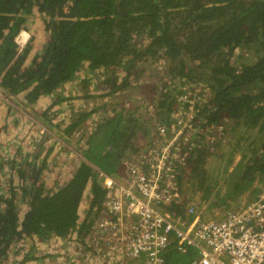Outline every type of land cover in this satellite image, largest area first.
<instances>
[{
	"label": "trees",
	"instance_id": "1",
	"mask_svg": "<svg viewBox=\"0 0 264 264\" xmlns=\"http://www.w3.org/2000/svg\"><path fill=\"white\" fill-rule=\"evenodd\" d=\"M22 29L30 37L19 50L15 36ZM154 57L167 62L170 76L176 79L168 86L170 92L166 83L157 87L144 78L152 68H144L139 76L137 69L132 77V68ZM85 62H89L86 73L75 76ZM104 70L117 85L99 89L98 95L112 104L122 100L128 104L124 95L136 87V97L146 94L158 108L156 120L134 113L136 109L111 106L107 110L112 117L98 110L104 120L86 130L81 124L90 113L77 116L67 109L64 117L54 121L46 110L34 111L32 115L53 133H41L37 124L35 133L44 142L41 149L46 148L43 156H35L42 165L35 170L33 158L23 164L18 155L0 151V264H86L82 249L92 246L88 235L106 189L91 162L102 169L109 165L97 159L107 156V150L101 154L105 141L120 148L112 152L110 165L123 150L132 156L134 149L127 146L135 129L152 144L154 125L172 122L173 110L195 115L196 131L186 146L189 156L178 172V187L191 201L209 203L217 192L212 173L224 162L233 165L237 156L239 171L231 177V195L251 197L263 186L264 0H0V103L10 105L7 99L18 98L28 104L38 96L51 95L56 104V88L71 80L95 86L103 78L105 83ZM185 82L188 87L183 90ZM190 89L201 90L195 102L189 99L185 106L173 108L179 105L181 92L188 95ZM80 90L84 97L92 91L94 98L97 93L95 87H89L90 96ZM105 126L108 132L99 138L96 131ZM1 129L7 132L0 125ZM207 134L214 136L207 139ZM55 137L77 152L84 149L87 159H79L68 177L52 186L35 174L52 164L45 158L54 148L50 144ZM92 138L98 145L91 149ZM69 152L62 154L68 158ZM118 171L115 167L106 172L119 178ZM18 181L28 182V188ZM83 203H88L86 212ZM165 206L156 205L160 211L167 210ZM228 206L229 202L221 207ZM173 209L183 212L180 206ZM193 254L172 247L164 253V264H185Z\"/></svg>",
	"mask_w": 264,
	"mask_h": 264
},
{
	"label": "built area",
	"instance_id": "2",
	"mask_svg": "<svg viewBox=\"0 0 264 264\" xmlns=\"http://www.w3.org/2000/svg\"><path fill=\"white\" fill-rule=\"evenodd\" d=\"M29 36L25 30L15 36L19 50ZM171 118L157 125L151 145L122 158L119 178L96 169L106 187V216H95L104 243L124 256L121 264H164V253L172 247L181 254L194 252L185 264H264V188L258 198L226 211L219 221L201 219L189 205L192 218L185 227L156 207L182 199L178 172L196 131L191 111L173 110Z\"/></svg>",
	"mask_w": 264,
	"mask_h": 264
},
{
	"label": "rangeland",
	"instance_id": "3",
	"mask_svg": "<svg viewBox=\"0 0 264 264\" xmlns=\"http://www.w3.org/2000/svg\"><path fill=\"white\" fill-rule=\"evenodd\" d=\"M22 30H24V29H22ZM25 31L27 32L28 30L25 29ZM139 39L143 40V38H141V37ZM87 66H89V62L88 63L87 62L82 63L81 69L76 73L75 76H82L84 73H86V71H84V69ZM112 67H113V65L110 66L108 69H110ZM168 67H169V64L167 62H165L163 59L154 57V58L146 59L143 62V64L140 66L136 65V67L132 68V70L130 72L132 73V77H136L137 74L135 75V72L137 69H138L137 73L139 76V74H143L142 70L144 68H152L153 71L151 73H149L148 75L144 74L143 75L144 78L151 80L152 83H155L154 86L158 85L157 87H159V84L162 85L163 83H166L165 84L166 90H167V92H170L168 89V86L173 84L174 82H176V79L170 76L171 72H169L170 69ZM89 70L90 69L88 68V71ZM92 70L97 71V69H92ZM102 74L104 76L105 83L103 82V78H101V79L99 78L97 80V84H96L97 86L96 85L91 86L90 84H85L82 80H80V81L79 80H77V81L71 80L69 82L72 84L73 87H76V89H82V91H85L87 95H89V93H88L89 87L91 88V90H92V87H95V89H96L97 93H96V96H94V98H92V97L95 94L92 93V91H91V96L89 95L90 97H84L81 94V96H83L87 102L88 101L90 102L89 99L92 98L94 100L93 104L89 103L86 106H84L83 104L77 105V110H76L77 116L81 115V114L90 113V118L88 120H86L85 122L82 121V124H81V126L84 127V129H86V130L87 129L90 130V129L94 128L96 121L97 122L102 121L101 118L103 116L100 113H98V110L101 111L103 113V115L112 117V115L107 110V108H110L112 106V100L108 99L106 97H103L101 95H98V92L100 93V91H98V90L99 89L101 90L104 88L106 89L107 85L108 86H115V85H117V82L113 79V76H112V80H111V78L109 77L111 74L109 72H107L106 70L102 71ZM105 77H108V78H105ZM157 80H160L161 82H159ZM58 88H57L56 92H53L55 95H59L58 94ZM69 89L70 90H69V92L66 93V95L69 94V96H70L73 93V88H69ZM135 90H136V87L134 88L132 93H126V94H130V98L126 99L127 100L126 102H129L128 104H124V102L122 100L119 104H116V105L117 106H123V107L126 106L127 108L136 109V111L134 113L139 114L140 116L146 118L147 120L151 119V120L155 121L156 117H153V115L158 110V108L156 106L154 107L155 104L153 103L152 100H149L147 98V96L142 95L141 97H136L135 94H137V93H134ZM65 92L66 91L64 90V93ZM79 98L81 100H84L80 96H79ZM124 99H125V95H124ZM149 104H153L152 105L153 107L149 106ZM9 106L14 108V109H17L18 112H17L16 117L18 118V120H20L22 116L25 117L26 123L29 125H33L32 129L35 128V130H36L37 124H40L41 125V127L39 128L40 132L49 130V128L45 124L40 123L41 121L32 115V113L36 110H30L29 107H27V106L32 107L33 105L18 104L16 102H14V100H12V102ZM60 106H61V104H60ZM38 107L40 108L41 106H38ZM134 107H136V108H134ZM9 109L12 111L11 108H9ZM53 109H54L53 115L50 116V117H52L53 120H57L59 117L65 115V113H66V110H60V107L57 105H54ZM50 113H51V111H50ZM91 113H93V114H91ZM104 118L105 117H103V120H104ZM79 120L80 119H77V122ZM32 121H34V123H32ZM157 124H159V123H157ZM107 126H110V125H107ZM156 126L157 125H154V130H155ZM78 128H79V123L76 127V129L78 131L77 134H79ZM98 129L96 131V135H99L100 136L99 138H101V137L103 138L104 134L108 132L107 131L108 127H106V126L102 127L100 132ZM135 132H136V129L133 131L132 136L130 135L131 140L129 141L128 146H127V148L130 151H132L134 149V153H136L141 148H146L147 146L151 145V143L149 141H146V139H144L143 133L140 135V134H136ZM47 133L49 136L53 135L52 131H50V130ZM109 136H110V134H109ZM32 137H33V139L31 138L32 142L34 141L33 144H32V142H31V144H26L24 141H21V143H19L18 141L12 139L13 140L12 141V143H13L12 149L9 147V149H11V153L9 150L7 151V153L12 156L13 154L16 153V149H17V151H20L21 161L22 160L25 161V159L29 160L30 159L29 155H31L32 157H35V154L43 156V154L45 152V151H43V149L45 148V146L43 145L42 149L38 146V145H41V143H42V141H40L41 137H38L36 135V133L32 134ZM96 137L97 136H94V138H96ZM152 137H153V134H152ZM94 138H92L90 141V144H92L91 149L93 148V146H95V148H96V146L98 145V143L96 141H94ZM104 143L106 145H103L101 154L105 153V151L107 150L108 152L105 153V154H107V156H105L106 159L102 158V157L97 158V159L100 160L101 163H106L105 161L107 160V162H109V165H110V162H112V157H113L112 152L113 151L118 152V150L120 148H117L116 146L111 147V143L109 141H105ZM50 145H52L54 148L53 149L51 148L50 151H48L46 158H45L46 159L45 163H47V164L52 163V164L49 166H46V168H44V167L41 168L39 170V172H37V174H35V176H37L39 178H43L45 180V183L52 184V186H53V185H55L56 182L61 183L65 179L64 177H68L69 172L71 170L70 169L71 166L75 165L77 163V161H79V159L82 160V159H87V158L81 152H77V154L75 155L74 151L72 150V145L64 142L59 137H55V139L52 140ZM78 146L79 147L82 146L81 149L84 148L81 141L78 144ZM64 148H66V150H63L62 152L70 150L69 159H67L65 156L62 157V155L58 154L59 153L58 150L61 151ZM40 149L42 150V152H40ZM82 151L84 153H86L84 149ZM127 153H128V150H123L118 161L115 163L121 164V166H122V158L124 156H129V155H127ZM4 158L8 160V156H6ZM74 159H76L75 162H74ZM24 161H23V164L29 162V161L28 162H24ZM41 162L42 161L38 158L31 161V163L33 164L32 166L34 167L35 170H37L36 168H38L39 166L42 165ZM91 164L95 169L98 168V166L95 163L91 162ZM112 167L114 169L116 166L111 163L110 166L103 167V169L108 170ZM39 178H38V180H39ZM223 183L221 184V186L219 188V192L226 187L225 182H223ZM18 184L23 188H28V186H27L28 182H23L21 184L18 181ZM19 192L21 193V191H19ZM19 192H17V193H19ZM214 196L215 197L217 196L219 198V200L221 201L220 196L218 194H214ZM18 198L22 199L21 195H19ZM229 199H230L229 196H226V200H229ZM219 204H221V202H219ZM82 205H83L82 208H84V211L86 212V208L88 206V203H83ZM205 210H206L205 212L208 214V217H213V218L218 219V217L216 216V213L218 211L216 204L210 203ZM92 214L93 213H90V215H92ZM98 215L106 216L105 212H104V204H102L100 206V208L98 209V212L95 214L96 217ZM98 231H99L98 223L95 220V227H93V229H91V233H89V235H88V238L91 240L90 243L92 246L89 249L86 246H84L85 248L82 249V251H84V252H82L84 260H83V257L81 260L86 264H121L124 256L119 254V253L111 252L110 251L111 249L108 248V246L104 243L105 236L103 234L99 235ZM88 254H89V256H88ZM38 256H40V255L38 254ZM31 258H33V257H31ZM33 259L37 260V258H33ZM129 261H131V263L136 262V260H129ZM62 263H65V262L62 260ZM33 264H39V262H34ZM123 264H124V262H123Z\"/></svg>",
	"mask_w": 264,
	"mask_h": 264
},
{
	"label": "crops",
	"instance_id": "4",
	"mask_svg": "<svg viewBox=\"0 0 264 264\" xmlns=\"http://www.w3.org/2000/svg\"><path fill=\"white\" fill-rule=\"evenodd\" d=\"M69 88H73V93H72L70 99H65V98L69 97V94L66 95V93L69 92V90H70ZM64 90L66 91L65 93H64ZM58 94L64 97L61 106H59L60 110H62L64 108V106H66V105L68 106V109L72 110V108H70V105H74L75 107H77V105L83 104L84 106H86L87 104L90 103L89 101L87 102L83 96H81V94H82L81 90L76 89V87H73L72 84L69 82L65 83L64 85H62L61 87L58 88ZM79 96L84 100H81L79 98ZM12 100H14V102H16L18 104L19 103L21 104V102L18 100V98L17 99H15V98L7 99L9 104H11ZM49 101H50V96L41 95V97L39 99L38 106H41L40 108H44L49 103ZM9 108L12 109L10 114L7 113ZM51 109H53L51 104L46 106V108L44 109V110H46V111H44V112H46V115L51 114L50 113ZM17 112H18L17 109H14V108L10 107L9 105L0 103V125L2 128L7 130V132H5V130L2 131V129H1V132H0V151L1 152L7 153V151L9 150L11 153V149L13 146L11 140L15 139L14 137H18L19 143H21V141H24L26 144H31V142H32V139H33L32 134H34L36 130H35V128L32 129V127L26 123L25 117L22 116L21 119L18 120V118L16 117ZM67 113H68V111L66 112V114ZM57 120H54V121H57ZM40 123H43V122L41 121ZM11 136H13V137H11ZM213 136H214L213 134L211 136L210 135L208 136V134H207V139L213 138ZM9 143H11V144L9 145ZM33 143H34V141L32 142V144ZM42 143L44 144V142H42ZM38 146L41 148L40 145H38ZM9 147L11 149H9ZM72 150L74 151V153L76 155L77 149L72 147ZM43 151H46V148H44ZM60 152L58 154L62 155V157H63L64 156L62 154L63 152L62 153H60ZM81 153L85 154L84 152H81ZM15 155H18L20 157V151H17V149H16ZM37 155L38 154H35V156H37ZM29 156L33 159H36V157H32L31 155H29ZM67 159H69V157ZM239 159H240V157H238V156L235 157V160L232 163L233 165L227 164V162H224L221 165V169L216 170V172L212 173L211 179L213 177L216 180V183L212 182V185L213 186L216 185V188H217L216 194H218L220 196L221 201L219 200V198L217 196H216V198L214 196H211L210 202L207 204L204 201L201 202L200 199L197 200V202H194V201H191V199L188 197V195H185L181 192L182 199H180L178 202H172L171 201L170 203H167L165 206V208L169 211L170 217L173 220V222L177 223V225H179L180 227H185V225H186L185 221L186 220L188 221L192 218V215L190 213H188V211H187L189 205H193L195 207V212H197L200 215L201 219H203V220L214 219V220L219 221L224 217V214L226 211L231 210L235 207H239L240 205L241 206L245 205L248 202H251V201L255 200L256 198H258V194L264 188V184H263V186L260 187L259 190L255 191V193L251 197H245V198L242 197L241 198V197H233L234 195L233 196L231 195V192H230V186H231L230 183L232 181L231 177L234 176L239 171L237 168V166H239V164H240ZM75 160L76 159H74V161ZM25 162H28V161L25 159ZM226 164L229 165V167H227ZM113 165H115L116 168H122L121 164H117L114 162ZM108 166L109 165H107L106 167H108ZM105 171H108V170H105ZM227 172H229V173H227ZM223 182H225L226 187L219 192V188ZM206 193L209 194V191L207 192V190H206ZM226 196H229L230 199L226 200ZM219 202H221V204H219ZM228 202H229L230 208L226 209V208L221 207ZM210 203L217 205L218 211L216 213V216L218 217V219L213 218V217H208V214L205 212L206 211L205 209L207 208V206ZM177 206H180L183 208L182 213L179 211L175 212V210L173 208L177 207Z\"/></svg>",
	"mask_w": 264,
	"mask_h": 264
},
{
	"label": "water",
	"instance_id": "5",
	"mask_svg": "<svg viewBox=\"0 0 264 264\" xmlns=\"http://www.w3.org/2000/svg\"><path fill=\"white\" fill-rule=\"evenodd\" d=\"M56 90H57V88L54 90V92H56ZM53 94H54V93H53ZM47 96H48V95H47ZM14 97H15V96H14ZM40 97H41V96H38L34 102L28 103L29 105H33L32 107H31V106H28L30 110H36V111H38V110H44V109L46 108V106H48L49 104H52V103H53V98H52L51 95H50V101H49V103H48L44 108H39V107H38V103H39V99H40ZM57 97L59 98V101H58L56 104H52V105H51L52 107H53L54 105L60 106V104H62V101H63L64 97H63V96H60V95H57ZM70 104H71V103H70ZM70 108H72V112L76 113L77 107H75L74 105H70ZM67 109H68V106L66 105V106H64V108H63L62 110H66V112H67V111H68ZM50 111H51V114L53 115L54 109H51ZM65 115H66V113H65ZM65 115H63V117H64ZM59 118H62V116L59 117ZM50 119H51V117H50ZM40 127H41V126H40ZM40 127H39V128H40ZM41 133H45V131H43V132H41ZM102 204H103V202H102Z\"/></svg>",
	"mask_w": 264,
	"mask_h": 264
},
{
	"label": "flooded vegetation",
	"instance_id": "6",
	"mask_svg": "<svg viewBox=\"0 0 264 264\" xmlns=\"http://www.w3.org/2000/svg\"><path fill=\"white\" fill-rule=\"evenodd\" d=\"M28 33H30V32H28ZM182 86L184 87L183 90L185 89V87H188L187 82H185ZM183 92L184 91H182L181 92L182 94L179 95V100H181L179 102V105L178 104H174L173 108H175V107L178 108V107H181V106H185L186 105V101H188L189 99L192 100V102L194 103L195 102V98L196 97L198 98V95L200 94L201 90H199V89H196V90L190 89L188 95H185V92L184 93ZM144 95L146 96V94H144ZM189 96H191V98H189ZM129 98H130V94H125V99H129ZM176 102H178V101H176ZM116 104L117 103H113L112 106H117ZM125 108H127V107L125 106Z\"/></svg>",
	"mask_w": 264,
	"mask_h": 264
},
{
	"label": "clouds",
	"instance_id": "7",
	"mask_svg": "<svg viewBox=\"0 0 264 264\" xmlns=\"http://www.w3.org/2000/svg\"><path fill=\"white\" fill-rule=\"evenodd\" d=\"M125 157V156H124ZM119 159V158H118ZM118 161V160H117ZM117 161H115V162H117Z\"/></svg>",
	"mask_w": 264,
	"mask_h": 264
}]
</instances>
